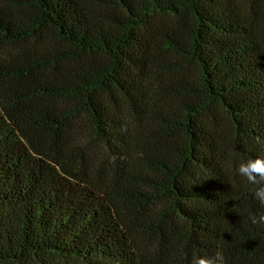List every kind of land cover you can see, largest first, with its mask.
I'll return each instance as SVG.
<instances>
[{
  "label": "trees",
  "instance_id": "16d2710c",
  "mask_svg": "<svg viewBox=\"0 0 264 264\" xmlns=\"http://www.w3.org/2000/svg\"><path fill=\"white\" fill-rule=\"evenodd\" d=\"M264 0H0V264H264Z\"/></svg>",
  "mask_w": 264,
  "mask_h": 264
},
{
  "label": "clouds",
  "instance_id": "9594fccd",
  "mask_svg": "<svg viewBox=\"0 0 264 264\" xmlns=\"http://www.w3.org/2000/svg\"><path fill=\"white\" fill-rule=\"evenodd\" d=\"M238 174L246 177L247 180L257 185L254 189V198L264 206V158L262 157H249L245 162L238 166ZM253 224H264V213L251 217ZM192 264H226L225 256L222 252L217 251L213 256H195Z\"/></svg>",
  "mask_w": 264,
  "mask_h": 264
}]
</instances>
